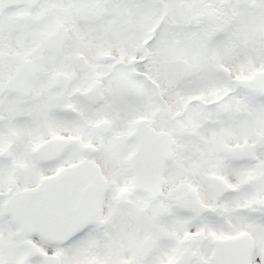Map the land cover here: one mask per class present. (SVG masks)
Instances as JSON below:
<instances>
[{
	"label": "snow or ice",
	"instance_id": "6c2138e0",
	"mask_svg": "<svg viewBox=\"0 0 264 264\" xmlns=\"http://www.w3.org/2000/svg\"><path fill=\"white\" fill-rule=\"evenodd\" d=\"M0 264H264V0H0Z\"/></svg>",
	"mask_w": 264,
	"mask_h": 264
}]
</instances>
